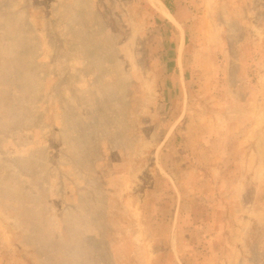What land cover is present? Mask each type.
<instances>
[{"label": "rangeland", "instance_id": "374dc122", "mask_svg": "<svg viewBox=\"0 0 264 264\" xmlns=\"http://www.w3.org/2000/svg\"><path fill=\"white\" fill-rule=\"evenodd\" d=\"M0 264H264V0H0Z\"/></svg>", "mask_w": 264, "mask_h": 264}]
</instances>
